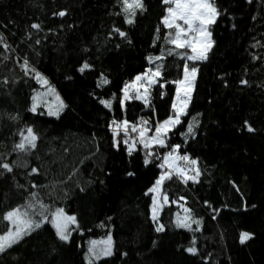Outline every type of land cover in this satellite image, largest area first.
I'll return each instance as SVG.
<instances>
[{"label": "trees", "instance_id": "16d2710c", "mask_svg": "<svg viewBox=\"0 0 264 264\" xmlns=\"http://www.w3.org/2000/svg\"><path fill=\"white\" fill-rule=\"evenodd\" d=\"M143 3L145 10L128 24L118 0H0V35L10 45L7 51L0 45V159L13 165L11 173L0 169V215L26 204L40 210L43 204L45 215L64 208L79 225L63 242L44 223L0 253V264H87V242L109 234L113 254L95 264H264V222L246 211L264 164V0H216L222 15L212 28L215 45L206 61L197 62L189 115L169 139L182 145L180 154L198 160L201 175L197 183L175 176L164 181L170 203L159 214L163 232L155 230L152 194H145L163 171L162 160L153 157L145 166L142 147L131 156L124 145L117 150L108 125L114 118L137 122L143 117L153 124L166 119L175 85L151 90L154 119L152 108L141 101L127 103L125 112L118 99L112 110L99 102L113 94L119 98L126 81L154 67L148 56L172 47L163 43L167 30L162 27L156 39L164 15L161 0ZM61 11L66 15H56ZM34 23L40 28L33 29ZM25 59L67 105L59 118L42 107L29 111L32 97H41L47 86L31 72L25 75ZM85 62L91 68L81 73ZM162 62L164 79L181 77L183 60L168 56ZM101 75L110 83L97 87ZM193 116L195 136L185 140L181 133ZM27 127L38 135L37 148L14 150ZM168 150L153 149L161 156ZM32 168L38 174L30 175ZM180 205L202 220L199 231L175 226L177 213L185 215ZM7 227V221L0 223V234ZM243 230L253 235L241 244ZM193 238L197 255L186 251Z\"/></svg>", "mask_w": 264, "mask_h": 264}, {"label": "snow or ice", "instance_id": "6c2138e0", "mask_svg": "<svg viewBox=\"0 0 264 264\" xmlns=\"http://www.w3.org/2000/svg\"><path fill=\"white\" fill-rule=\"evenodd\" d=\"M118 2L125 16V22L128 24L134 23L138 11L143 12L145 10L143 0H118ZM161 3L164 5V15H162L160 25L157 27L156 39H161L160 32L162 27L167 30L162 38L163 43L165 45H171L172 47H168L167 49L161 48L160 54L157 56H148V63L154 65V67H149L143 73L136 75L132 81H126L121 89V96L119 98L113 94L111 99H100L99 101L105 108L112 110L113 101L118 99L122 112L127 110V103L133 100L141 101L145 107L152 108L154 119L155 109L151 103V90L156 86H159L163 90L168 84L175 85V95L171 103V111L166 119L162 121L155 120L153 124L152 120L144 119L143 117L137 122H131L126 118L121 120L114 118L108 125L112 133L113 147L117 150H119L121 145H124L128 155L131 156L135 151L139 150L137 147L139 145L145 150V166L152 162L153 157L162 160L158 167L163 169V171L153 186L145 193L146 195L149 193L152 194L151 219L156 224L155 230L157 232L165 231V225L159 222V214L164 206L170 203L168 194L163 189L164 181L171 180L175 176L185 184L189 181L197 183L201 175L198 160L190 157L187 153L180 154L182 145L170 144L169 139L170 133H173L178 126L184 123L182 118L189 115L188 108L192 101V94L195 90L199 73L197 62H203L209 58V53L215 45L212 28L222 15L221 10L216 4V0H161ZM56 15L63 17L66 13L61 11ZM31 27L33 29H39L40 25L34 23ZM115 31L119 36L126 38L127 34L125 32L119 29H115ZM36 43L39 44L40 41L37 40ZM0 45H3L5 51L10 48V45L5 42L2 35H0ZM168 56H177L184 61L181 77L174 81H167L163 76L165 65L162 61ZM21 67L25 75L31 72L33 78L42 87L47 86L46 92L41 95H53L57 102L55 107L52 104H46L47 115L59 118L61 112H63L67 105L60 99L55 88L50 85L46 77L29 65L27 59L24 60ZM90 68L91 65L85 62L79 71L83 73ZM3 83L7 84V79ZM109 83L110 81L101 75L97 87ZM242 83L246 84L247 81H242ZM165 94L161 91V97ZM32 100L33 104L29 111L35 113L37 108L40 107L38 95H34ZM197 126L198 120L193 116L187 123L186 132L181 133L185 140L188 136L194 138L195 128ZM247 130L249 132L254 131L251 126H248ZM133 133L136 135L133 136ZM20 137L21 139L15 144L14 150L27 153L37 148L38 135L34 132L33 128L27 127L26 130H22ZM154 148H166L169 150L161 156L158 152L153 151ZM22 166L26 167L27 165ZM0 169H3L4 172L11 173L13 171V165L0 159ZM38 172L39 170L37 168H32L30 175L38 174ZM0 175H3V172H0ZM128 175L131 176L133 173L129 172ZM20 187L23 186L20 185ZM33 187L37 186L33 185ZM32 196L35 197L36 194L33 193ZM179 199L183 200L184 197H180ZM171 203H178V201L173 200ZM31 207V204L21 205L0 215V223L4 221L8 222V227L4 230L3 234H0V253H4L33 231L41 228L42 223L51 224L55 229L57 237L63 242H69L70 240L73 230L70 226L75 225L77 228L79 227L77 217L67 214L64 208L57 207L50 211L48 215H45L44 211H47L48 206L41 204L40 207L44 210L40 213L42 220L37 221L32 219ZM180 207L183 208L185 215L180 216L177 213L175 226L188 231H199L202 220L193 219L191 209L185 208L183 205H180ZM193 224L197 226L195 229L192 227ZM251 238L252 235L250 233L241 232L240 243L243 244ZM195 243V238H193V246L186 249L192 255L198 254ZM89 244L90 246L86 256L88 264H95V261L113 254L112 236L110 234L104 240H92Z\"/></svg>", "mask_w": 264, "mask_h": 264}, {"label": "rangeland", "instance_id": "374dc122", "mask_svg": "<svg viewBox=\"0 0 264 264\" xmlns=\"http://www.w3.org/2000/svg\"><path fill=\"white\" fill-rule=\"evenodd\" d=\"M57 93V92H56ZM58 94V93H57ZM59 95V94H58ZM41 97L38 98V102L40 104V107H42V109L45 110L46 114H47V107L46 104H52L55 107V104L57 103L55 101V97L53 95H41ZM60 99L62 100L61 96L59 95ZM63 101V100H62ZM51 117H55V116H51ZM151 135V133H149ZM133 136H135L136 134H132ZM139 146V145H138ZM160 176V175H159ZM253 196L251 199L250 204H248V207L246 208L247 213H250L251 215L254 214L253 216L260 221L264 222V164L260 167V170L258 172V175L255 179V183H254V188H253ZM30 212L32 213V219L40 221L42 220V217L40 215V213L42 212V209L40 208V210L37 208V206H32L30 209ZM151 212V209H150ZM34 215L41 217L40 219H38L37 217H35ZM50 218V216H49ZM44 224V223H42ZM71 228L74 227V225L70 226ZM55 230V229H54ZM243 232H248L247 230H243ZM251 235H253L252 233H250ZM108 236V235H107ZM107 236L103 237V238H99V239H92V240H97V241H101L107 238ZM89 240L86 244L85 247V253H84V259L85 262L88 264V259L86 258L87 254H88V248L90 246L89 242L92 241ZM112 250H113V240H112ZM110 257V256H108ZM108 257H103L102 259L108 258ZM100 259V260H102ZM99 261V260H98Z\"/></svg>", "mask_w": 264, "mask_h": 264}]
</instances>
